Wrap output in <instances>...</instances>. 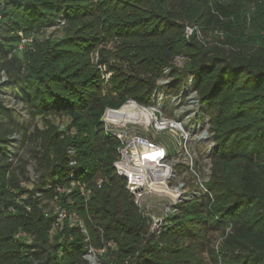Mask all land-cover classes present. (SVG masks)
<instances>
[{
	"label": "trees",
	"instance_id": "trees-1",
	"mask_svg": "<svg viewBox=\"0 0 264 264\" xmlns=\"http://www.w3.org/2000/svg\"><path fill=\"white\" fill-rule=\"evenodd\" d=\"M0 16V70L42 122L28 137L6 121L0 102V264H89L87 247L104 250L95 253L103 264H204L211 230L220 242L207 248L208 264H264V0H3ZM57 19L66 23L65 36L36 41L22 57L18 31ZM185 26L215 29L221 45L204 48L195 34L186 39ZM108 39L118 40L129 68L116 71L104 95L88 56ZM176 57L184 58L181 68L173 66ZM166 67L172 95L190 79L210 114L212 199L180 204L155 233L115 173L118 143L100 118L128 99L151 104L154 79ZM52 116L68 124L60 129ZM13 135L20 144L37 140L40 169L31 189L20 187L12 169ZM38 191L79 220L56 224ZM19 231L26 238H15Z\"/></svg>",
	"mask_w": 264,
	"mask_h": 264
},
{
	"label": "built area",
	"instance_id": "built-area-1",
	"mask_svg": "<svg viewBox=\"0 0 264 264\" xmlns=\"http://www.w3.org/2000/svg\"><path fill=\"white\" fill-rule=\"evenodd\" d=\"M196 29L195 26H185V38L197 35ZM28 41V37L22 38L20 43L23 45ZM22 48L17 46L19 51ZM185 93L193 95L192 100H196L197 106V93L191 88L190 79L179 96L172 97L171 103H186L182 97ZM163 99V94L158 96L155 93L148 106L128 99L119 108L106 107L100 118L104 134L118 143L117 157L113 162L115 173L125 181L133 205L151 222L150 231L155 233L171 223V219L179 213L180 204L202 195L208 196L210 202L212 199L206 187L209 177L203 179L205 173L210 175L211 164L200 169L193 150L201 143L200 126L196 122L190 123L188 116L185 119L164 116L160 109ZM165 138L178 146L173 156L168 154ZM185 173L189 174V183L183 179ZM57 191L63 192L64 189L58 188ZM66 215V210L58 206L57 221L60 222ZM71 215L74 217V214ZM98 251L101 254L104 250Z\"/></svg>",
	"mask_w": 264,
	"mask_h": 264
},
{
	"label": "rangeland",
	"instance_id": "rangeland-1",
	"mask_svg": "<svg viewBox=\"0 0 264 264\" xmlns=\"http://www.w3.org/2000/svg\"><path fill=\"white\" fill-rule=\"evenodd\" d=\"M221 2H228L229 0H220ZM3 2V0H0V5ZM1 18V16H0ZM66 23L62 19H57L52 24H47L45 26L39 27L36 30L28 33L23 31H18V40L15 43L16 46H22L23 54L24 56L25 52L33 51L34 50V43L36 41H42L44 39L49 40H58L60 37H64L66 34ZM197 28L195 31L197 33L195 39L198 43L202 44L204 48H210L214 46H220L221 43L219 42L220 39H222L223 35L219 34L215 29L213 30H200L198 26H195ZM2 29L0 30V34H2ZM1 36V35H0ZM30 39V41L24 43L21 45L22 38ZM118 46L119 42L117 39H108L106 41H101L100 43L96 44V47L93 48L88 56V60L90 65L97 70L99 74V81L102 85V92L104 95L108 92V85L110 84V79L116 74V71L119 70V72H128V62L123 61L119 55H118ZM184 62L183 57H176L173 60V66L176 68H181ZM22 73V70L19 72V74ZM170 73L169 67L162 68L161 72L155 77L154 83L155 88L153 94H157L160 96V94H163V102H161V112L164 116L169 118H176V119H185L188 116L190 123L196 122L200 126L201 132V140L198 145H195L193 150L198 158L197 164L199 165L200 169L203 167V165H208L210 163V157L211 152L213 150L214 141L212 139L213 132L210 129V114L209 112L204 108V106L200 105L198 102V105L196 106V100H192V94L185 93L183 94V100L186 101V103H171L172 100V93L171 89H168V85L171 83V78L168 77ZM8 76L7 73L1 69L0 70V102L2 104V108H4V115L6 118V121H11L14 124L21 126V128L26 132L27 136H32L33 130L35 127L42 128V122L38 118V116L32 117L28 114V110L23 107V100L21 92L18 90V88L13 87L12 84L8 83L7 81ZM187 82V81H186ZM185 82V83H186ZM110 96H113L114 94H108ZM179 96V95H178ZM162 97V96H161ZM192 100V101H191ZM50 121L54 125H58L60 129H63L68 124V119L65 117H57L52 116L50 117ZM196 133V132H195ZM203 133V134H202ZM160 135L159 133H157ZM164 138V137H163ZM12 139L14 140V143L12 145H15L11 149V156L10 161H12V169L17 176L20 187L23 189H31L35 184H38V161L34 157V152L38 149L37 147V140L33 139V141L26 140L23 144L19 143L20 136L19 135H13ZM166 139V138H165ZM167 143V147L169 149L168 154L170 156H173L177 151V144H174L172 140H165ZM207 153L206 155H204ZM15 154V155H14ZM211 164V163H210ZM184 181L186 183H189L190 178L189 174L185 173ZM208 174L203 175V179H208ZM78 192H80V195L82 197H86L88 192L85 190V187L81 184L80 187L77 186ZM37 200L42 205L44 212H51L53 214L57 215L58 212V205H57V199L55 197L47 198L42 195L41 192L36 193ZM23 197V196H22ZM141 214V213H140ZM66 217H69L70 222L78 221L76 215L74 217L68 214L60 221L58 222L56 219V224L61 223ZM58 218V216H57ZM76 224L82 225V222H76ZM151 222H149V225ZM157 228L159 225L156 226ZM164 227V226H163ZM57 228V226H55ZM150 230V228H149ZM82 231L85 233V230L82 229ZM15 238H26L24 232H17L16 235H14ZM88 240V234L86 235ZM207 238L209 242L205 243L203 245V253L201 254L200 258L202 262L205 264L211 263L210 259L207 256V248H214L216 249L219 246L220 242V236L217 231L211 230ZM112 249L116 248L114 244L111 243L110 246ZM199 252V249L198 251ZM100 254V251L96 250L94 247H87V251L84 254V258L89 262V264H103L98 256L96 258L95 254Z\"/></svg>",
	"mask_w": 264,
	"mask_h": 264
},
{
	"label": "bare ground",
	"instance_id": "bare-ground-1",
	"mask_svg": "<svg viewBox=\"0 0 264 264\" xmlns=\"http://www.w3.org/2000/svg\"><path fill=\"white\" fill-rule=\"evenodd\" d=\"M122 111H126V109H123ZM123 113V112H122Z\"/></svg>",
	"mask_w": 264,
	"mask_h": 264
}]
</instances>
